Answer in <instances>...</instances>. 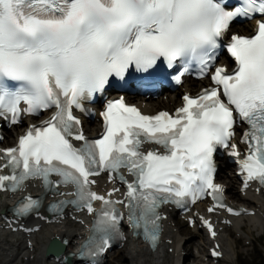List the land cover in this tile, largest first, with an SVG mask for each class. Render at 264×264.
Returning <instances> with one entry per match:
<instances>
[{"label":"snow or ice","instance_id":"obj_1","mask_svg":"<svg viewBox=\"0 0 264 264\" xmlns=\"http://www.w3.org/2000/svg\"><path fill=\"white\" fill-rule=\"evenodd\" d=\"M238 18L256 19L254 35L230 34ZM221 48L235 61L231 73L215 66ZM161 62L178 67L177 84L195 66L199 78L210 75L211 86L195 98L184 95L174 114L149 116L123 98L108 101L102 138L87 139L74 111L85 110L113 79L124 80L133 69L150 73ZM42 113L50 115L0 151V192L22 191L30 180L43 182L44 195L73 187L67 195L74 200L47 211L58 214L71 204L95 214L81 255L104 252L119 234L117 204L153 247L162 205L184 207L210 196L209 213L219 208L240 215L222 202L224 189L214 183V153L223 148L239 157L230 140L237 123L247 124L241 140L247 152L238 161L244 186L264 188V0H240L235 7L227 0H0V120L17 125ZM146 144L157 147L144 151ZM102 173L125 186L124 199H112L119 188L92 191L91 178ZM42 200L25 196L14 214L39 215ZM94 201L102 205L98 212Z\"/></svg>","mask_w":264,"mask_h":264},{"label":"bare ground","instance_id":"obj_2","mask_svg":"<svg viewBox=\"0 0 264 264\" xmlns=\"http://www.w3.org/2000/svg\"><path fill=\"white\" fill-rule=\"evenodd\" d=\"M254 25L253 22L245 23L243 26L245 28H252ZM197 85L198 89L205 87V82H199ZM190 81H185L181 86L179 91H188L191 88ZM178 92H175L170 95H166L169 100L162 101V97L157 98L156 100H145V106L143 109L147 112H155L159 109H169L171 106H178L180 104V96ZM140 104V103H139ZM48 116V113L44 114L40 119L36 121L43 120ZM96 120L91 122V126H85L86 134L91 136L97 134L99 131V127L94 129L96 126ZM19 127H14L9 130H6L5 134L8 137H13L14 135L18 134ZM14 141L12 142V144ZM223 166V162L220 161L219 163V172L217 174L218 179L223 182L227 186V195L230 199L235 200L237 202L247 204L251 208L258 209V217H246L247 222L249 223L250 227L259 230L260 228L264 227V203H263V196H259L257 198L249 196L246 194L245 196H241L238 193V190L234 188V181L232 175L230 174L228 169L222 171L221 168ZM8 208V204L5 203L3 198H0V211L6 212ZM172 215L169 216V220L165 222L164 233L166 237L163 239V244L156 250V251H149L141 242L136 240H129L120 250H117L113 253L114 260L111 264H168L169 261H173V263L179 262L182 258V252L188 250L190 244L188 242L182 243V239L180 238V233L182 230H178V232H174V227L171 226L173 222ZM243 219H236L234 224L230 227V229L235 233H240L243 231ZM196 235L199 234L202 237V232L199 230H195L194 232ZM83 234V231L78 228L74 224H57L44 227L39 232L33 235V249L32 251H26L25 243H21L19 238L8 239L6 235L0 234V264H16L19 257L23 259V257L29 258L33 256L31 261H27L28 264H53V261H50L49 258L45 257V254L42 250L43 246H46L47 242L50 238H65L69 241V245L67 249L69 250L72 247H75L77 242L75 241L79 236ZM171 240V244H165V242ZM222 241L227 242V248H223L225 254H229L231 250V244L235 243L234 240L229 239L224 234L222 235ZM172 248L173 252L170 255H166V251ZM185 248V249H184ZM197 251L201 252L203 245L199 244V247H195ZM71 251V250H70ZM165 251V252H164ZM67 253V251H66ZM5 255L6 260H2V256ZM204 255H201V258ZM53 260V259H52ZM24 262L21 261V264ZM74 264V263H73ZM110 264V263H108ZM182 264H186L184 261Z\"/></svg>","mask_w":264,"mask_h":264},{"label":"rangeland","instance_id":"obj_3","mask_svg":"<svg viewBox=\"0 0 264 264\" xmlns=\"http://www.w3.org/2000/svg\"><path fill=\"white\" fill-rule=\"evenodd\" d=\"M163 100L164 98L162 96V101ZM242 223L244 229L240 233V235L242 236L241 238L238 237L239 235H237L239 233L235 234L231 230H227L225 232V236L229 239L234 240L235 243L231 244V250L229 254H225L223 259L217 264H264V228L260 230L252 228L250 227L246 219H244ZM174 230H182V232L180 233V237H182L183 243L188 242L190 244L189 249L182 252V256L184 258L181 259L180 262L182 263L184 261L186 264H208L207 262H205L206 257L197 258L194 252L195 247H198L200 243L202 244L203 237H200V235L198 234L194 235L192 231L180 225L178 226V228H174ZM8 238L14 239L15 237ZM227 246V242L224 241V248H227ZM114 256L115 255H113V253L110 255V264L113 262ZM2 260H6L5 255L2 256ZM21 261L22 258L20 257L17 260L16 264H21ZM168 264L175 263H173V261H169Z\"/></svg>","mask_w":264,"mask_h":264}]
</instances>
